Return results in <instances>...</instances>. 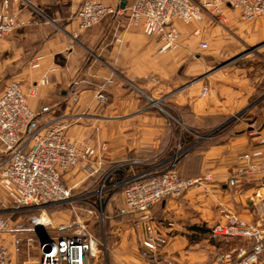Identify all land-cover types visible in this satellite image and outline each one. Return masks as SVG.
<instances>
[{"label": "crops", "instance_id": "1", "mask_svg": "<svg viewBox=\"0 0 264 264\" xmlns=\"http://www.w3.org/2000/svg\"><path fill=\"white\" fill-rule=\"evenodd\" d=\"M82 1L9 0V10L22 24L0 40V92L10 79H18L28 94V89L46 76L48 82L39 84L34 96L28 95L35 123L64 121L67 123L65 132L71 140L91 138L96 147V156L88 161L94 174L90 175L80 166L61 174L70 190L80 185L83 181L80 176L84 173L86 177L98 179L105 170L126 162L127 172L132 174L156 161L159 119L146 107H137L140 99L127 83L134 84L133 88L139 92L150 91L155 98L168 95L176 107L187 108L196 121L208 127L219 124L245 104L249 92L244 86L236 88L242 82H234L227 76H217L223 79L219 82L203 79L211 73L204 68L213 58L196 54V51L201 50L198 42L205 41L209 43L212 56L220 53L231 56L242 51L247 41L262 42L263 17L247 22L241 18L239 10L225 7L220 24L213 23L214 18L207 13L202 22L178 21L181 32L178 46L158 52L159 43L155 38L145 36L138 27L126 26L128 6L133 0H125L124 7L120 5L122 0H102L122 10L88 28H80L74 18ZM2 2L0 0V8ZM197 28L200 31L195 34ZM225 30H230L233 37L227 36ZM38 56L39 65L33 67L31 63ZM203 85H209V90L201 99ZM99 89L107 98L103 103L95 99ZM261 112L263 117L257 123L264 133V109L261 108ZM247 126L243 121L235 124L232 130L239 131L238 134L228 135L203 152V165H216L215 179L227 181L235 157L255 146L254 138L247 134ZM143 131L151 132L152 136L143 138ZM100 143H105V150H100ZM143 147H149V151L146 153ZM2 156L0 144V158ZM131 161L138 163L131 165ZM185 199H165L152 207V213L154 216L161 213L164 217L175 203L172 204L175 213L184 216L186 203L192 201L188 194ZM218 220L217 214L215 221ZM184 224L166 230L173 243L178 242L179 237L182 242L188 241L185 234L179 233ZM10 242L9 264H15L16 253ZM235 248L229 253L220 252L219 248L211 264L219 254H231ZM38 259L39 254L35 264Z\"/></svg>", "mask_w": 264, "mask_h": 264}, {"label": "built area", "instance_id": "2", "mask_svg": "<svg viewBox=\"0 0 264 264\" xmlns=\"http://www.w3.org/2000/svg\"><path fill=\"white\" fill-rule=\"evenodd\" d=\"M8 5L9 0H3L0 8V40L22 24ZM225 7L239 10L241 18L247 22L264 18V0H133L128 6L126 26L140 28L145 36L158 41V52H167L176 48L181 39L178 21L202 22L206 13L220 19ZM120 10L119 6L104 4L102 0H83L74 18L80 28H88ZM199 31L197 28L194 33ZM199 45L207 47L205 41H200ZM39 59L40 56L35 57L31 65L38 66ZM47 82L45 76L39 84ZM39 84H33L27 94L18 79H11L0 92V144L3 147L0 208L9 210L10 214L20 209L71 203L75 198L62 181L61 174L76 166L90 175L95 173L88 163L96 156L91 138L71 140L65 132L67 123L64 121L35 123L28 95L34 96ZM208 90L209 87L203 85L200 96H205ZM95 99L103 103L107 98L99 89ZM251 127L249 134L254 138L255 146L235 157L227 178L231 183L255 178L264 182V133ZM99 148L105 150V143H100ZM182 154L157 160L121 182L124 205L134 214L136 225L142 230L141 245L149 251L166 245L169 240L166 230L174 227L173 221L154 216L152 207L212 178L211 172L197 177L180 176L175 165ZM137 163L129 162L131 165ZM127 164H115L105 178L129 166ZM219 212L221 218L211 227V236L243 239L246 245L236 247L231 254H219L214 264H264V223L246 219L223 205ZM29 225H13L0 217V264H9L10 252L1 233L15 232L10 244L13 252L18 254L25 240L19 233L27 228L36 230L38 218H31ZM98 245L97 238L86 228L72 234L47 235L43 241L41 238L38 241V264H90L98 255Z\"/></svg>", "mask_w": 264, "mask_h": 264}, {"label": "rangeland", "instance_id": "3", "mask_svg": "<svg viewBox=\"0 0 264 264\" xmlns=\"http://www.w3.org/2000/svg\"><path fill=\"white\" fill-rule=\"evenodd\" d=\"M212 21L220 24L219 19ZM230 32L225 30L224 33L232 38ZM259 41H247L242 51L231 56L221 53L212 56L209 43L206 42V48H201L198 42L201 50L198 49L196 54L213 58L204 68V71L211 72L207 74L208 77L200 74L205 76L203 79L219 82L223 79H218L217 76H227L234 82H242L236 88L244 86L249 92L245 104L215 126L208 127L200 120L196 121L187 108L176 107L168 95L155 98L150 91L139 92L133 88L134 84L127 83L136 98L140 99L137 107H146L159 119L157 138L160 143L155 160L181 152L183 154L177 162L181 161L178 169L180 173L189 177L201 176L206 172L212 174L211 180L203 185H193L182 195L174 197L186 200L189 199H185L188 194L191 198V203H186L184 216L175 213V207L172 206L175 203L169 205L170 211H166L168 216L165 214L163 217L161 213L156 215L165 221L170 218L174 227L184 222L185 226L179 233L185 234L188 241L182 242L179 237L178 242L173 243L174 240L171 239L156 251H149L141 245L142 230L136 225L134 214L126 209L121 192V182L130 175L127 166L121 169L127 174L123 178L115 176V172L105 178L112 167L105 170L98 179L86 177L87 173L82 174L80 178L83 181L76 189L71 190V195L75 198L71 203L20 209L11 214L9 210L0 208V217L13 225L23 224L29 227L31 218L46 216L50 222L43 227L47 235L72 234L86 228L99 241L98 255L90 264H211L219 248L220 252L229 253L235 247L246 245L243 239L214 238L210 229L216 223L217 214L220 220L219 209L222 205L234 208L236 213L246 219L264 223V182L256 178L235 183L228 179L217 180L213 172L216 165L204 166L202 154L228 135L238 134L239 131L232 130V127L239 122H247L248 136L251 126L261 129L257 122L263 117L261 108L264 109V40ZM3 85L4 83L1 88ZM199 97L203 99L200 95ZM142 133L143 138L149 134L152 136L148 131ZM148 149L149 147H143L146 153ZM158 207L159 205L157 209ZM193 227L196 228L192 229ZM14 234L13 230H7L1 236L8 244ZM19 234L25 240L20 252L15 254L14 263L35 264L40 240L39 226L36 230L27 228ZM167 254L170 257L167 258Z\"/></svg>", "mask_w": 264, "mask_h": 264}, {"label": "trees", "instance_id": "4", "mask_svg": "<svg viewBox=\"0 0 264 264\" xmlns=\"http://www.w3.org/2000/svg\"><path fill=\"white\" fill-rule=\"evenodd\" d=\"M181 162V161H180ZM177 163L176 165H175V169L177 170V172H178V174L180 175V176H182L183 177V175L179 172V166H180V164L181 163ZM127 174H124V171H122V170H119V171H116L115 172V176H117L118 178H123L124 176H126ZM186 177V176H185ZM121 192H122V197H123V188H121ZM123 201H124V199H123ZM196 227H193L192 229H195Z\"/></svg>", "mask_w": 264, "mask_h": 264}, {"label": "water", "instance_id": "5", "mask_svg": "<svg viewBox=\"0 0 264 264\" xmlns=\"http://www.w3.org/2000/svg\"><path fill=\"white\" fill-rule=\"evenodd\" d=\"M125 0H122L121 2V7H124ZM44 225L39 224V233H40V238L43 241L45 239V237L47 236V234L44 233V229H43Z\"/></svg>", "mask_w": 264, "mask_h": 264}, {"label": "bare ground", "instance_id": "6", "mask_svg": "<svg viewBox=\"0 0 264 264\" xmlns=\"http://www.w3.org/2000/svg\"><path fill=\"white\" fill-rule=\"evenodd\" d=\"M39 224L46 226V225L50 224V222L48 221L46 216H42V217L38 218V225Z\"/></svg>", "mask_w": 264, "mask_h": 264}]
</instances>
